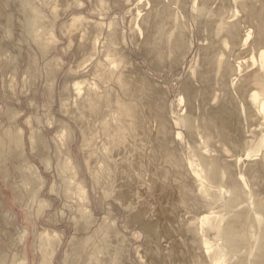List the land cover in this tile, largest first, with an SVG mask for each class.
I'll return each mask as SVG.
<instances>
[{
  "label": "bare ground",
  "instance_id": "bare-ground-1",
  "mask_svg": "<svg viewBox=\"0 0 264 264\" xmlns=\"http://www.w3.org/2000/svg\"><path fill=\"white\" fill-rule=\"evenodd\" d=\"M17 25L34 66L1 42L14 83L0 102L26 106L0 121V158L10 141L18 164L5 169L24 189L12 203L0 186V264H31L30 248L33 264H264V0H0L2 38ZM129 41L167 75L187 67L174 101L135 86ZM45 191L63 206L29 247V224L54 208ZM67 217L68 241L55 227Z\"/></svg>",
  "mask_w": 264,
  "mask_h": 264
},
{
  "label": "rangeland",
  "instance_id": "rangeland-1",
  "mask_svg": "<svg viewBox=\"0 0 264 264\" xmlns=\"http://www.w3.org/2000/svg\"><path fill=\"white\" fill-rule=\"evenodd\" d=\"M16 7L15 6H13L12 8H10L8 11H10V12H14V13H16L17 14V11H16V9H15ZM90 8V4H88L87 5V7H85L84 9H82V10H74L72 13L73 14H79V13H89V11H88V9ZM12 9V10H11ZM15 10V11H14ZM120 10H117L116 12H114L112 15H111V17L112 18H115L116 20H121V18L123 17L122 15H123V13L120 11ZM18 15V14H17ZM69 16H67L66 17V19L68 18ZM2 22H5V20H4V18L1 20ZM1 32H2V30H1ZM19 32H21V29L19 28V25H17V39L15 38V39H12V40H9V39H3L2 38V36H1V34H0V44H1V42L2 43H4L5 45H8L9 46V50L10 51H8L9 53L8 54H10L11 56H13L14 57V59L16 60V61H18V64L20 65L19 67H20V69H22L21 71H23V70H29L28 72H27V74L29 73H31L32 74V72H31V68L34 66L33 65V61L31 62H27V56H26V53L25 52H20V51H22L23 49H28V47L26 46V44H25V38H24V36H22V35H20V34H22V33H19ZM21 36V37H20ZM19 38V39H18ZM22 38H23V40H22ZM21 39V40H20ZM19 41V42H18ZM66 42V43H65ZM67 44H68V42L65 40L64 41V43H63V45L61 46V47H59V49H58V51L56 52H54L55 54L57 53H59V52H62V48L63 47H65V46H67ZM19 46V47H18ZM23 48V49H22ZM138 48H136L135 47V45L131 42V41H129L128 42V44H127V53L129 54V56H132V58L136 61V62H138V63H140L141 64V67L139 66V73H141V79L139 80V81H137L136 83H135V86H137V87H139V86H141L142 84H143V86H144V88L146 89V91H147V93L149 94V96L150 95H152V96H154V97H156V98H162L163 97V93H164V91H166L167 90V94H165L166 95V97H167V100H168V102H171V101H174L177 97H178V93H179V87H180V82H181V80H183L184 79V76H185V74L187 73V67H185V66H183V67H181L180 69H178L177 71H175L173 74H171L170 73V75H167V73H165L164 71H162V69H160V68H158L155 64H153L152 62H150V61H148V60H144L143 59V57L142 56H140V55H138ZM17 53V54H16ZM16 54V55H15ZM19 55H20V57H19ZM24 55V56H23ZM75 59V57H74V55L72 54V53H70L69 54V56H67V60H66V58H65V60L68 62L67 63V69H68V67L72 64V62H73V60ZM16 61H15V63H16ZM40 62H43V60L41 61L40 60ZM30 65H29V64ZM32 65V66H31ZM188 66V65H187ZM24 67V68H23ZM29 69H28V68ZM31 67V68H30ZM0 93L2 92L1 90H3L4 88H10V86H9V84L11 83V84H13L12 82H10L11 80H9V79H11V77H10V75H11V72H3V71H1V69H0ZM7 73L9 74V75H7ZM13 75V74H12ZM174 75V76H173ZM62 77H61V79H60V84H59V86L61 85V84H63V82H64V80H65V74L63 73L62 75H61ZM64 77V78H63ZM5 78V79H4ZM180 79V80H179ZM7 80V81H6ZM62 80V81H61ZM180 81V82H179ZM7 82H9V83H7ZM35 86V85H34ZM34 86H33V88H34ZM11 87H13V85H11ZM39 90V88H38V85H36L35 86V88H34V90ZM61 88L59 87V90H60ZM4 91V90H3ZM21 94H22V92H21ZM42 94V95H41ZM1 95V94H0ZM39 100H40V103L42 104V105H45V104H47V102H48V100L46 101V99L48 98V94L46 93V96H44V94H43V92H40L39 94ZM33 95H31L30 97H32ZM30 97H28V95H22V98H23V100L25 99V101H26V99L27 98H30ZM6 99V98H5ZM7 100V99H6ZM5 100V102L7 103H5L4 101L3 102H0V121H1V117H2V112H3V110L4 109H6V106H14V107H17V108H21V109H24L25 108V103L23 102V104H19V103H17V102H14V101H12V103H11V101L10 100H7L6 101ZM42 100V101H41ZM126 101L128 102V101H130V99L127 97V99H126ZM6 104V105H5ZM143 108H148V107H145V106H143ZM150 108V107H149ZM28 110V111H27ZM27 110H26V113L27 114H31L32 112H33V110L31 109H28L27 108ZM147 114V113H146ZM61 116V115H60ZM46 124V123H45ZM47 128H48V126H47ZM48 130L49 131H47V132H49L48 134H55L56 133V131L54 130V128H52L51 129V127L50 128H48ZM51 130H52V132H51ZM81 140H82V138H79V141L78 142H76L75 144H74V152L76 153V155H78L82 160H84V158H83V154L81 153V151L78 149V146L81 144ZM12 143L9 141L8 142V144H7V150H8V152H10L12 149V151L10 152V153H8V156H6V157H4L3 159L2 158H0L1 160H0V186H1V188H2V190H3V195H5V192L7 193V196L10 198V199H8V200H10L12 203H13V198H14V189H15V191L18 189V188H20V189H18V190H21L22 192H23V190L24 189H22V186H23V184H20L19 183V181H18V179H19V170H18V172H17V170H16V168L13 166V165H11V167H8L7 168V170L5 169V166H6V162L5 161H8L9 159L10 160H14L13 162L15 163V165L16 164H18V162H17V159L15 158V154H16V150H15V147L13 148V145H11ZM9 145V146H8ZM9 147V148H8ZM11 147V148H10ZM75 147H76V149H75ZM11 149V150H10ZM15 153V154H14ZM4 155H6V154H4ZM3 155V156H4ZM12 155V156H11ZM14 155V156H13ZM3 156H1V157H3ZM7 157H8V159H7ZM14 157V158H13ZM5 159V160H4ZM33 160L34 161H39L38 159H35V158H33ZM2 161V162H1ZM4 162V163H3ZM14 168V170H13V168ZM4 168V169H3ZM6 170V171H5ZM10 170V171H9ZM17 172V173H16ZM8 173V174H7ZM85 176L88 178V177H90L89 175V170H88V168H86V170H85ZM5 175V176H4ZM30 178V177H29ZM49 178H53L52 176H49ZM8 180V181H7ZM16 180V181H15ZM13 181V182H12ZM15 182V183H14ZM12 184V185H11ZM13 184H14V186L16 185V187L14 188V186H13ZM18 185H21V186H19L18 187ZM13 186V187H12ZM35 185H34V182H32V181H30V184H29V189L30 188H32V187H34ZM49 194V195H48ZM44 195L46 196V197H49V198H54V196L53 195H50V193H49V191H45L44 192ZM92 196H93V198L95 199L94 201L96 202V209H95V215L96 216H102L103 215V213H104V207H103V205H102V199L104 198V193L102 192V191H100L97 195H95L94 194V192L92 193ZM56 201H54V208L51 210V211H45L46 212V214H45V217L46 218H44V217H42L40 220H34V223L32 222V223H30L29 224V226H30V229H31V238H29V242H28V244H29V247H30V242L32 241V239L33 238H35V234L33 233V232H35L36 231V229L38 228V226H39V228L42 230L43 228H48V227H54V224L53 223H51V222H53V216H52V214L55 212V210H57V209H60V208H62V203H61V201L60 200H58V199H56V198H54ZM53 199V200H54ZM58 205H59V207H58ZM18 207V206H17ZM20 209H23L22 207L20 208ZM46 209V208H45ZM44 209V210H45ZM43 210V211H44ZM115 210L117 211V213H119V215H123V210H122V208L120 207V205H116L115 206ZM50 212V213H49ZM50 215V216H49ZM48 216V217H47ZM48 219V220H47ZM52 219V220H51ZM69 218L67 217L66 219H64V220H60V222L59 223H57L56 222V224L57 225H55V227H56V229L57 230H59V231H64L65 232V235L67 236L66 237V241H68L69 239L68 238H70L72 235H73V231H74V227H73V223H70V222H68L67 220H68ZM30 220V219H29ZM44 220V221H43ZM49 220H50V222H49ZM66 220V221H65ZM41 221H42V223H41ZM46 221V222H45ZM48 222V223H47ZM38 225H37V224ZM33 224H35V226L33 225ZM28 224H26V222L24 223V225L23 226H27ZM34 234V235H33ZM69 236V237H68ZM3 245H7V243L6 242H4L3 243ZM8 246V245H7ZM64 248H65V245H63V248H62V250H61V254H62V252L64 251ZM30 254H31V256H33V258L30 256V258H31V264H33V263H36L37 262V260L39 259L38 258V256H34V253L32 252V250H31V248H30ZM104 255V256H103ZM106 254H101L100 256H101V259H102V256H103V262L104 263H102V262H100V263H94V262H85L84 264H105V262H106V264H107V261H106V259H107V255L105 256ZM61 257H62V255H61ZM60 257V259H56L55 261H54V264H62V262H60V261H62V258ZM106 258V259H105ZM58 260V261H57ZM36 261V262H35ZM33 262V263H32Z\"/></svg>",
  "mask_w": 264,
  "mask_h": 264
}]
</instances>
